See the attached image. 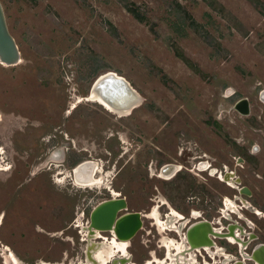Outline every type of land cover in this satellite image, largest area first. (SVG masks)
Wrapping results in <instances>:
<instances>
[{
    "label": "rangeland",
    "instance_id": "374dc122",
    "mask_svg": "<svg viewBox=\"0 0 264 264\" xmlns=\"http://www.w3.org/2000/svg\"><path fill=\"white\" fill-rule=\"evenodd\" d=\"M129 1L143 22L116 0H0L20 58L11 66L0 63V264L7 248L19 264L83 263L84 235L71 224L77 218L84 225L107 194L103 187L72 185L71 168L81 161L102 165L97 176L107 173L108 185L126 201L118 214L149 211L162 195V181L149 171L151 143L200 148L207 161L226 164L264 213V0L260 9L247 0H215V9L207 0ZM107 71L141 97L126 116L84 98ZM239 99L246 100V114L233 109ZM132 139L137 142L130 148ZM57 148L61 158L50 160ZM231 148H258L256 166H234L231 155L237 152ZM206 179L217 196L228 197L226 185ZM17 181H23L22 190L14 189ZM21 198L26 204L19 211L15 201ZM208 205L204 212L215 215ZM182 206L197 209L195 203ZM239 212L258 235L245 247L249 253L254 243H264V218ZM141 221L127 249L135 264L164 252L151 220ZM225 247L239 259L235 245ZM196 260L211 262L203 254Z\"/></svg>",
    "mask_w": 264,
    "mask_h": 264
},
{
    "label": "flooded vegetation",
    "instance_id": "af4514ba",
    "mask_svg": "<svg viewBox=\"0 0 264 264\" xmlns=\"http://www.w3.org/2000/svg\"><path fill=\"white\" fill-rule=\"evenodd\" d=\"M87 96H85L84 98H86ZM81 101H83V99ZM92 102H96L100 104L105 110H107L105 106L102 105L101 103L97 101H92ZM116 115L121 117V116H126L127 114L126 115L116 114ZM136 142L137 140L132 139V143L131 144L129 143L130 148L132 144L135 145ZM151 144L152 147L149 149L154 162H153V168H149V171L151 172V175L154 176V178L160 179L162 181L160 186L162 195L159 199L154 201V204H152L153 206L149 211L145 213L142 212L140 213H141V219L142 218L150 219L153 229L154 230L156 229L158 233L161 235V239L158 242H160L159 247L163 248L164 252H163V256L157 257L155 252L151 251L150 256L152 255V253L155 254V256L151 257L150 259H147V261L151 260V262H153L152 264H156L155 262L156 259L160 260L161 262L164 261L165 263L171 262L169 256L167 257L168 253L165 245L166 241H164V238H166L167 242L169 240L173 241V244L170 245V252L172 253L174 260L176 259L175 260L176 264H197L196 256L201 254H203L204 256H206L208 259L211 260V262H207L205 264H232L233 261L234 262L239 261L240 262L239 264H246L245 260H249L248 259L249 254H247L244 251V249L245 247H247V244L249 245L250 243L255 242L258 239V235L253 232L254 224L249 219L244 217L239 212V209L245 210L256 217L259 216L264 218V213L262 209L260 208V206L257 205L256 201L253 199L254 194L252 190H250L245 185H242L239 174H237L235 170L229 169V167L226 164L219 163L220 165L217 166L214 163L207 161L206 160L207 155L204 153L203 150H200V148H169V147L166 148L165 145L164 148H160L158 147L157 143L156 144L151 143ZM39 146L40 145H38V147ZM119 147L122 148L121 145H119ZM176 147H178V145H176ZM0 148H3V146L0 145ZM231 149L233 152H237V154L231 155V159L234 166H239L241 168L245 165H248L251 168L253 166H256V161H254L252 155L258 152V148H250V150H248V148H231ZM61 156L62 154L51 153L50 158H52L51 160L60 159ZM156 156H160L159 157L160 159L156 160L155 159ZM4 158L7 157L4 156ZM3 162H4L3 158L0 157V165ZM82 162L94 163L95 161L84 160L79 163H76L71 168L70 180L72 179L71 183L74 187L105 188L104 190L107 194L106 195L107 197L99 201L95 205L110 198H123L121 197L120 193H118L111 187V185H108L109 184L108 182H110L111 178L108 179L105 176L107 173L103 174L102 177L97 176L102 172L103 169L102 165H100V163L97 161H96L97 167L94 168V166L90 164V166H88L86 170L76 175V178L82 181H90L93 177L92 181L87 183H82V182L80 183L76 180H73L72 170ZM110 164L112 170H114L115 164L114 163H110ZM105 167H107V165H105ZM190 167H193L192 169L194 171L204 173L207 177L209 178L212 177L218 183H222L226 185L231 190L228 197L226 195L217 196L218 194L217 190L214 187L207 185L206 182L207 177L203 178L202 176L190 170L189 169ZM196 176H200L202 180L200 182H195L193 177ZM259 178H264V175L260 174ZM28 180H30V178ZM107 180L109 181L107 182ZM103 184L105 186H103ZM22 188H24L23 181H17V183L14 186V189L18 191V190H22ZM175 202H178V205ZM183 202H186V204L195 203V208L197 209L188 208V207L185 208L183 207L184 205L182 206ZM15 203H16V207L20 211L24 209L26 200L21 198L19 201L18 200L15 201ZM208 203H210L211 206L208 205L207 208H209V210L214 211L215 215H210V214L207 215L206 212H204L205 205H207ZM160 208H164L161 213L159 211ZM153 211L155 212V216L154 215L152 216L151 214L153 213ZM76 214L78 215V212ZM117 215L119 214L117 213ZM231 215H235L236 219L234 221H232ZM82 216L83 215L81 213L79 215V218L81 219ZM156 219L160 221V223L165 224L164 230L161 229V225H159L156 222L157 221ZM238 220L240 223L238 222ZM197 221H206L209 223L211 228V233H209L208 236L211 242L204 244L201 247L196 246V248H192L185 239L184 230L189 225ZM222 221L224 222V224H222ZM228 225H231L230 229H226V226ZM71 226L75 227L74 229H77V232L83 233L84 239L82 241H85V248L91 242H94L96 247L102 243L105 244L107 242L111 243L112 239H114L117 242H122V240L116 238V236L113 234V231L110 229L103 231H95L98 232V236L88 239V231L85 228L90 226L89 218L86 219L84 225H80L78 219L76 218L74 222L71 224ZM105 233H107L108 235H106ZM168 233L174 234L175 237L169 236ZM221 242H224V244ZM225 242L230 245H235V247L237 248L236 253L240 255L239 259L234 258L233 255H231L226 250ZM177 243H179L180 244L179 246H181L182 248L180 252H176L177 249L174 244ZM259 243L261 242H256L254 243V245ZM128 247L129 244L127 246V249ZM116 254L112 256L111 260L108 261V264H122L120 259L123 257H130V261L127 263L125 262V264H133L134 261L132 260V255L130 253L127 256H124L120 253H118L117 255ZM84 255H85V250H84ZM244 255H247V257H245ZM180 259L182 260L179 261ZM113 260H115L116 263H113ZM203 260H205V258ZM147 261L145 260L144 263ZM45 264H55V263L45 262ZM82 264H87L85 258ZM254 264H258V263L255 262Z\"/></svg>",
    "mask_w": 264,
    "mask_h": 264
},
{
    "label": "water",
    "instance_id": "95a60500",
    "mask_svg": "<svg viewBox=\"0 0 264 264\" xmlns=\"http://www.w3.org/2000/svg\"><path fill=\"white\" fill-rule=\"evenodd\" d=\"M19 60L17 46L7 30L0 5V61L6 65H14ZM94 83L95 79L89 86V90ZM94 87L98 90L100 98L108 103H111L114 97H119L121 94H126L128 100L132 102L138 98L124 78L115 77L111 74L103 78ZM233 108L242 114H246L248 111L245 99L237 100ZM90 164L93 165V162H82L77 165L72 170L73 178H76L78 173L86 170ZM124 209H126V203L123 198L107 199L92 208L89 213V223L92 227L99 229H109L112 226V231L116 238L130 240L141 227V215L138 211H126L117 215L118 212ZM230 227L231 225H228L226 229H230ZM209 233H211V229L209 223L206 221H197L184 230L185 239L190 246L211 242L208 236ZM247 254H249L248 261L253 264L255 262L264 264V244L259 243L254 245ZM244 256L247 257V255ZM239 263V261L232 262V264Z\"/></svg>",
    "mask_w": 264,
    "mask_h": 264
},
{
    "label": "bare ground",
    "instance_id": "6f19581e",
    "mask_svg": "<svg viewBox=\"0 0 264 264\" xmlns=\"http://www.w3.org/2000/svg\"><path fill=\"white\" fill-rule=\"evenodd\" d=\"M20 60L17 62L19 63ZM1 64L5 65V66H11V65H6L4 63H2L0 61ZM16 63V64H17ZM15 65V64H14ZM113 75L115 77H121L120 75L116 74L115 72L113 71H107V72H104L103 74H100L96 77L95 79V83L94 85H92V87L90 88V91H89V94L88 96L86 97V100H89V101H97L99 103H101L102 105L105 106V108L113 113H116L118 115H126L128 113H130L137 105L140 104L141 102V97L140 95L130 86V84L127 82V84L130 86V88L136 93V95L138 96L137 100L132 102L131 100L129 101L128 100V96H126V94H121L119 97H114L112 99V102L111 103H108L104 100H102V98H100V96L98 95V90L95 89V85L97 83H99L103 78H105L106 76L108 75ZM123 78V77H122ZM127 98V99H126ZM82 98L79 99V101H81ZM234 109V108H233ZM52 153H58V154H62L63 153V149L62 148H57L55 151H53ZM52 158H50L51 160ZM96 165V166H95ZM93 166L94 168L97 167V163L96 161L93 163ZM110 176V175H109ZM93 179V177H92ZM92 179L90 181H92ZM73 180H76L78 182H82V183H87V182H90V181H82V180H79L77 178H73ZM60 182V181H59ZM234 205V204H233ZM175 213V212H174ZM152 216L154 215L155 216V212L153 211V213H151ZM141 215V213H140ZM151 216V215H150ZM157 220V219H156ZM159 225H161V229L164 230L165 227L164 225L165 224H162L160 223V221H156ZM164 223V222H163ZM170 223V222H169ZM142 224V223H141ZM157 224V225H158ZM171 224V223H170ZM171 226V225H170ZM160 227V226H159ZM168 227V226H167ZM172 227V226H171ZM113 227L111 226V228H109L110 230H113L112 229ZM87 231H88V239H91V238H94L96 236H98V232H95V231H103V230H108V229H99V228H95V227H92L91 225L87 228H85ZM211 229V228H210ZM86 234V233H85ZM114 238V237H113ZM232 238V237H231ZM120 239V238H119ZM122 240V242H117L115 241L114 239H112V242L111 243H102L100 245H98L96 247L95 243L94 242H91L90 244H88L85 248V259H86V262L87 264H108V261L111 260L112 256H114L116 253H120L124 256H127L129 253H128V250H127V246H128V241L127 239H120ZM165 245H166V248H167V257L169 256V258L171 259V262L169 263H165L164 261H160L158 259L155 260L156 264H176L173 256H172V253L170 252V245L173 244V241H168L167 242V239L165 238ZM187 241V240H186ZM176 246V252H180L182 250L181 246H179L180 244L177 243V244H174ZM204 245V244H203ZM203 245H194V246H191L192 248H196V246H203ZM182 247H183V244H182ZM6 250V255L4 257V263L5 264H19V261L18 259L16 258L15 254H13V252L10 250V249H5ZM4 250V251H5ZM116 254V255H117ZM183 258V257H182ZM193 258V257H192ZM182 259H180L179 261H181ZM120 261L122 262V264H125V262H129L130 261V257H123L120 259ZM178 261V262H179ZM113 263H116L115 260H113ZM153 262H151V260H148L145 264H152ZM180 263H183V262H180ZM133 264H135L133 262Z\"/></svg>",
    "mask_w": 264,
    "mask_h": 264
},
{
    "label": "trees",
    "instance_id": "16d2710c",
    "mask_svg": "<svg viewBox=\"0 0 264 264\" xmlns=\"http://www.w3.org/2000/svg\"><path fill=\"white\" fill-rule=\"evenodd\" d=\"M117 3L127 12L129 13L136 21L138 22H143L144 21V16L142 14H140L136 8V6H134L129 0H116ZM215 0H207L206 3L207 5L212 8L215 9L213 6ZM249 3H251L255 8L260 9L261 8V3L259 2V0H247ZM106 26L107 28L111 29V24L106 22ZM110 29H108V31L110 32V34H112V37L114 39H117L116 34L111 31ZM177 57L182 60L184 62V64L192 69L191 64L181 55V54H177Z\"/></svg>",
    "mask_w": 264,
    "mask_h": 264
}]
</instances>
